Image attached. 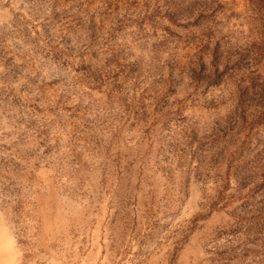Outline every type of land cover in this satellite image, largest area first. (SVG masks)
Returning a JSON list of instances; mask_svg holds the SVG:
<instances>
[{"label": "rangeland", "instance_id": "374dc122", "mask_svg": "<svg viewBox=\"0 0 264 264\" xmlns=\"http://www.w3.org/2000/svg\"><path fill=\"white\" fill-rule=\"evenodd\" d=\"M0 264H264V0H0Z\"/></svg>", "mask_w": 264, "mask_h": 264}]
</instances>
